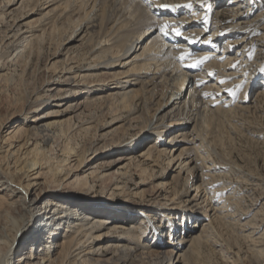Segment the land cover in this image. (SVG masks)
I'll use <instances>...</instances> for the list:
<instances>
[{
	"label": "bare ground",
	"instance_id": "obj_1",
	"mask_svg": "<svg viewBox=\"0 0 264 264\" xmlns=\"http://www.w3.org/2000/svg\"><path fill=\"white\" fill-rule=\"evenodd\" d=\"M241 2L0 0V78L11 74L5 56L16 66L38 44L48 53L37 89L0 114V264H191L203 243L224 246L225 222L263 250L264 202L236 212L234 184L219 177L241 169L209 162L212 129L254 102L227 107L217 85L238 84L232 62L247 60L240 46L255 19ZM222 7L235 14L220 29ZM257 71L264 84V61ZM95 104L109 113L102 123L86 112ZM104 180L122 198L95 196ZM221 250L244 264L238 250Z\"/></svg>",
	"mask_w": 264,
	"mask_h": 264
},
{
	"label": "rangeland",
	"instance_id": "obj_2",
	"mask_svg": "<svg viewBox=\"0 0 264 264\" xmlns=\"http://www.w3.org/2000/svg\"><path fill=\"white\" fill-rule=\"evenodd\" d=\"M240 9L246 14L242 16L255 19L254 23L245 25V32L249 33L247 35L248 39L245 44L240 46L243 49L245 48L243 53H247V60H243L242 63L233 61L235 62L233 64L232 62L233 69L241 72L238 84L232 83V81L230 83L229 79L219 77L217 85L220 84L219 87L225 90L226 94H230L232 101L227 104V107H233L240 96L249 97L254 102L251 104L250 112H240L239 118L235 117L232 122L223 119L220 125L212 129L210 135L214 153L210 157L211 161H209L213 164H224L230 160L241 169L239 173L232 170L224 171L219 177V179L232 181L234 184L232 189L235 195L229 194L231 196L229 201L234 202L233 209L236 212L250 209V207L254 208L260 200L264 202V84H256L257 69L264 61V0H242ZM233 10L222 7L218 12L220 21L223 24L220 25V29L224 28V24L233 20L235 14ZM212 25L211 22V27ZM1 36L2 33L0 32V41ZM1 48L2 45L0 44ZM236 48L237 46L234 45L233 50ZM220 50L219 47L215 51ZM47 54L45 48L38 44L32 48L31 54L23 57L16 66H13L8 59L6 60V56L4 57L5 59L1 64L8 68L11 74L0 78V114L8 112L14 107L19 109L23 105L22 103L25 102L26 97L37 89L44 78V72L39 67L47 58ZM28 65H30V68ZM97 106L96 104L88 106L86 112L90 117H95L99 121L98 123H102V120L108 119L109 113L99 105ZM93 136V131L89 134L70 135L69 143L72 146L82 143L87 144L94 138ZM45 148L48 152H53V147L50 149L51 147L45 145ZM162 170L161 166H157L153 175L157 176V179L166 178ZM171 179L170 176L169 180ZM183 182L184 180L181 179L180 183L177 184L178 189L183 187ZM174 183L173 185H175ZM108 185L109 180L95 182L92 187L93 194L99 198L110 195L108 193H111V191L107 190ZM118 193H120L119 190H116L111 193L110 197L122 198ZM132 198L141 201L139 197ZM150 200L152 198L147 191L142 201L148 202ZM261 208L258 219L264 218V205ZM197 212H200V210L197 209ZM236 212H231L233 216L228 219L233 220L236 217ZM237 224V222H225L219 227L224 238L225 249L232 247L238 250L244 264H264V247L261 251L254 250L251 243L240 236ZM221 249L211 241H207L198 247L191 264H234L230 256L225 251L222 252Z\"/></svg>",
	"mask_w": 264,
	"mask_h": 264
},
{
	"label": "snow or ice",
	"instance_id": "obj_3",
	"mask_svg": "<svg viewBox=\"0 0 264 264\" xmlns=\"http://www.w3.org/2000/svg\"><path fill=\"white\" fill-rule=\"evenodd\" d=\"M160 7H162V8H168L169 6H168V5H161ZM188 7H191V6L189 5ZM165 27H167V25H165ZM166 34H167V33H165V35H166ZM177 35H179V33H177ZM181 59H183V57H181ZM205 59H207V57H205ZM191 67H196V65L193 64V65H191Z\"/></svg>",
	"mask_w": 264,
	"mask_h": 264
}]
</instances>
